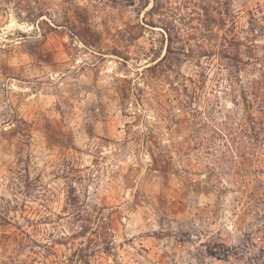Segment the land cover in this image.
<instances>
[{"label": "rangeland", "instance_id": "obj_1", "mask_svg": "<svg viewBox=\"0 0 264 264\" xmlns=\"http://www.w3.org/2000/svg\"><path fill=\"white\" fill-rule=\"evenodd\" d=\"M248 116L264 0H0V264H264Z\"/></svg>", "mask_w": 264, "mask_h": 264}, {"label": "trees", "instance_id": "obj_2", "mask_svg": "<svg viewBox=\"0 0 264 264\" xmlns=\"http://www.w3.org/2000/svg\"><path fill=\"white\" fill-rule=\"evenodd\" d=\"M196 111H198V110L196 109ZM226 118L230 119V121H228V122L227 121H221V122L215 121L214 122L212 120L213 122H210V121L209 122H204L202 124L203 129H201L200 127L197 128L196 127L197 122H195L193 124V122H191L187 118H181L179 120H176L175 122L178 124V131L179 132L183 131L185 129H188L189 126H190L189 123L193 124L192 125V130L190 132V136H193V137H187V138H184V140H182L181 142H178L179 148L184 150V149L192 146L193 141H195L196 143L199 142V144H203V143L206 142L205 140H208V142H207V144H208L210 141L211 142L213 141V143H216V140H218V139L222 140V143H220V145H225L228 142V140H229L228 139L229 138V134H230V137L232 135L233 122H234L233 121L234 120L233 117L227 115ZM258 125H260V126H258ZM240 126L243 129V131H244V135L249 137L250 134H252L251 132H255L254 133V135H255L254 137L256 139H259L260 138L259 134H260V132H262L261 130L264 128V121L260 122V124H259L258 121H256L252 116H248L246 118V120H244V122H241ZM191 134H193V135H191ZM201 134L203 136H201ZM200 137H202V138H200Z\"/></svg>", "mask_w": 264, "mask_h": 264}, {"label": "water", "instance_id": "obj_3", "mask_svg": "<svg viewBox=\"0 0 264 264\" xmlns=\"http://www.w3.org/2000/svg\"><path fill=\"white\" fill-rule=\"evenodd\" d=\"M129 1V0H128Z\"/></svg>", "mask_w": 264, "mask_h": 264}]
</instances>
